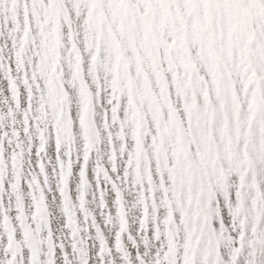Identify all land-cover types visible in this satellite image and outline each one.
Listing matches in <instances>:
<instances>
[{"label":"snow or ice","instance_id":"6c2138e0","mask_svg":"<svg viewBox=\"0 0 264 264\" xmlns=\"http://www.w3.org/2000/svg\"><path fill=\"white\" fill-rule=\"evenodd\" d=\"M0 264H264V0H0Z\"/></svg>","mask_w":264,"mask_h":264}]
</instances>
